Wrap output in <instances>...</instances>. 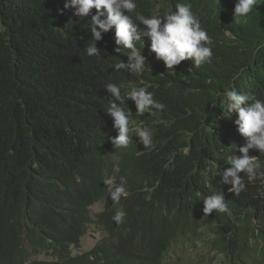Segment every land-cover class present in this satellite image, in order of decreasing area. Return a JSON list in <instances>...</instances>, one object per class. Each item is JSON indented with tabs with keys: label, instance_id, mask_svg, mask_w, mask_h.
I'll use <instances>...</instances> for the list:
<instances>
[{
	"label": "trees",
	"instance_id": "obj_1",
	"mask_svg": "<svg viewBox=\"0 0 264 264\" xmlns=\"http://www.w3.org/2000/svg\"><path fill=\"white\" fill-rule=\"evenodd\" d=\"M181 2L191 3L210 37L211 62L167 69L145 37L137 75L115 69L128 56L115 51L114 27L95 42L100 55L87 54L94 8L78 17L65 0H0V264H182L192 243L204 245L203 259L215 251L219 262L264 264V152L250 150L262 167L251 179L240 173L239 195L222 182L228 155L245 142L238 114L226 117L224 93L235 86L264 100V0L238 18L236 0ZM136 3L133 19L174 9L177 0ZM108 83L122 95L146 87L164 105L141 116L126 99L127 148L112 143ZM136 126L151 131V146ZM110 176L124 181L127 196L118 203L103 182ZM212 193L225 196L231 215L204 216ZM117 210L126 212L120 224ZM92 223L105 238L74 255ZM43 251L54 258L29 259Z\"/></svg>",
	"mask_w": 264,
	"mask_h": 264
},
{
	"label": "clouds",
	"instance_id": "obj_2",
	"mask_svg": "<svg viewBox=\"0 0 264 264\" xmlns=\"http://www.w3.org/2000/svg\"><path fill=\"white\" fill-rule=\"evenodd\" d=\"M257 5V0H236L234 17L247 16ZM64 7L73 8L74 15L78 17L89 16L93 8L96 10L90 19L92 43L86 47L89 56L100 55L95 42L102 39V33L114 27L115 45H117L115 51L122 52L121 49H125L128 56L126 63L118 61L114 65L116 71L126 70L137 75L143 73L146 65V57L142 54L145 37L150 39L149 51L155 53L156 59L162 60L167 69H174L181 61L188 59L192 60L195 68L212 60V41L199 18L193 13L191 3L177 0L174 9L169 8L163 13L157 12L150 16L137 13L135 19L130 13L137 8L136 0H65ZM138 43L142 45V50L137 47ZM105 88L112 97L106 112L113 118V126L118 131V135L112 137V143L116 149L127 148L133 139L130 136L131 111L129 107L127 109L123 107L126 99L134 101L136 114L141 116L146 112L156 115V110H162L164 105L157 102L153 93L143 86L133 87L123 95L117 83H108ZM224 95L227 101L226 111L230 114L226 117H231L233 113L238 114L234 123L238 126L237 130L244 137L245 142L239 146V155H228L226 161L231 167L224 170L222 182L230 185L228 192L239 195L245 187L244 175L241 176L240 173L251 179L262 167L258 157L250 155V150L257 149L259 152H264V100L240 92L235 86L227 90ZM223 109L225 111V108ZM136 136L144 147L152 145L153 137L149 129L138 130ZM103 182L108 186L112 201L118 203L122 197L127 196L123 180L117 181L115 176H110ZM203 204L204 216H208L213 211L232 214L225 202V196L220 193L206 196ZM125 216V211L117 210L113 220L120 224ZM38 254L32 255L29 259L54 258H39L36 257Z\"/></svg>",
	"mask_w": 264,
	"mask_h": 264
},
{
	"label": "rangeland",
	"instance_id": "obj_3",
	"mask_svg": "<svg viewBox=\"0 0 264 264\" xmlns=\"http://www.w3.org/2000/svg\"><path fill=\"white\" fill-rule=\"evenodd\" d=\"M137 131L140 130L141 128L136 126ZM102 208V204L101 203H97L95 205L92 206V212L95 215V213L99 212V210H101ZM106 236L105 232L103 231V229L95 224H89L86 233L83 235V237L81 238V244H80V248H73L74 250V254L85 251V250H89L91 249L95 244H97L99 241H101L102 239H104ZM193 238L191 237L188 241H191ZM195 246V247H193ZM204 247V245L201 244H196L192 243L190 245V249L188 251V255L186 257V260H188L187 262H184L182 264H192V261L196 260L197 263L196 264H228L226 262H219V260H217V252L213 251L210 252L209 254V258H205L203 259L202 257L199 256V254L197 253V250L199 248ZM205 250H211V246L209 244H207L205 246ZM36 257L39 258H53V256L49 253H46L45 251L40 252L38 255H36ZM192 260V261H191Z\"/></svg>",
	"mask_w": 264,
	"mask_h": 264
}]
</instances>
